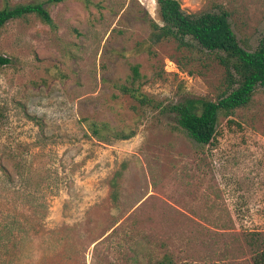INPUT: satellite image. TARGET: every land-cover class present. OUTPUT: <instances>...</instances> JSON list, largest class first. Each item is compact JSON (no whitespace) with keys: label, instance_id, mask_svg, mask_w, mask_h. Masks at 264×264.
Segmentation results:
<instances>
[{"label":"rangeland","instance_id":"374dc122","mask_svg":"<svg viewBox=\"0 0 264 264\" xmlns=\"http://www.w3.org/2000/svg\"><path fill=\"white\" fill-rule=\"evenodd\" d=\"M44 3L0 29V264H256L264 248V88L221 114L212 143L172 107L227 90L214 54L151 42L156 0ZM187 13L209 0H180ZM241 45L264 37V0H219ZM140 67L143 107L118 85ZM127 139L101 142L89 124ZM124 164V167L122 165ZM123 170L120 202L111 181ZM260 239V240H259Z\"/></svg>","mask_w":264,"mask_h":264},{"label":"trees","instance_id":"16d2710c","mask_svg":"<svg viewBox=\"0 0 264 264\" xmlns=\"http://www.w3.org/2000/svg\"><path fill=\"white\" fill-rule=\"evenodd\" d=\"M68 0H49L59 4ZM90 4V0H82ZM211 8L199 13H187L180 0H156L162 24L150 21L152 28L150 40L158 45L166 41H174L180 49L208 52L214 54L218 63L225 69L227 90L217 101H191L174 105L179 127L201 145H208L215 139L221 114L230 116L236 110L248 107L258 89L264 88V37L255 49L241 45L234 32L231 19L233 12L219 0H209ZM37 16L47 25L54 26L50 12L44 3H31L0 10V29L9 21ZM10 64V60L0 55V66ZM131 81L117 88L123 95L130 96L143 107H152L154 102L136 85L140 80V67H132ZM1 117V113H0ZM89 129L96 139L107 141L111 136L115 139H127L134 133L117 134L107 124L91 122ZM124 167V164L121 168ZM123 170L115 173L111 181L113 191L112 202H120L119 188ZM260 240V239H259ZM170 254L157 264H173ZM256 264H264V248L257 255Z\"/></svg>","mask_w":264,"mask_h":264}]
</instances>
